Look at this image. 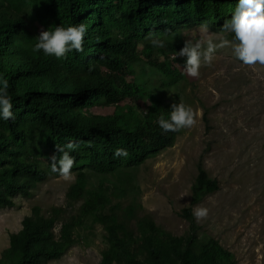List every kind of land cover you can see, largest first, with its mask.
<instances>
[{
  "label": "trees",
  "instance_id": "1",
  "mask_svg": "<svg viewBox=\"0 0 264 264\" xmlns=\"http://www.w3.org/2000/svg\"><path fill=\"white\" fill-rule=\"evenodd\" d=\"M8 9L0 13V74L9 81L14 121H0V208L26 194L50 172L49 159L56 146L71 141L70 151L78 179L70 190H80L85 167L108 173L135 167L148 157L172 146L179 132H162L156 117H167L170 108L150 111L143 123L131 124L118 116H99L95 105L121 102L138 93L125 77L130 66L142 59L159 70L165 84L183 75L168 57L151 59V35L174 36L181 27L207 25L221 31L236 7V0H2ZM33 16L42 30L83 23V51L62 59L33 53L35 35L28 24ZM40 31V32H41ZM39 32V33H40ZM39 35V34H38ZM231 37V34L228 33ZM140 41L144 48L139 49ZM90 69V70H89ZM117 148L127 157H114ZM57 158L59 153H55ZM219 183L197 163L189 204L180 215L188 223L184 236H175L148 217L138 220V233L112 215H103L106 248L98 264H235L233 254L217 239L198 238L192 208ZM55 217L37 212L21 220V228L9 234V246L0 264H48L60 258L74 243L71 224L54 233Z\"/></svg>",
  "mask_w": 264,
  "mask_h": 264
},
{
  "label": "rangeland",
  "instance_id": "2",
  "mask_svg": "<svg viewBox=\"0 0 264 264\" xmlns=\"http://www.w3.org/2000/svg\"><path fill=\"white\" fill-rule=\"evenodd\" d=\"M0 0V13L7 12ZM31 32L42 30L29 16ZM218 34L201 25L181 27L174 36L161 37L163 48L151 46V59L168 57L182 71L183 59H172L183 40L206 41ZM146 41L149 42L147 39ZM149 45H151L149 43ZM144 48L140 41L139 49ZM125 79L138 93L119 103L95 105L99 116H118L131 124L143 123L150 111L173 103L193 108L196 123L181 129L172 146L148 157L135 167L96 173L85 167L82 188L70 190L77 181L76 171L65 179L48 175L26 194H16L13 205L0 208V260L9 246V234L21 228V220L35 212L54 216V233L70 223L74 243L48 264H98L106 248L103 215H112L126 228L138 233L137 222L150 218L155 225L175 236L188 232L181 209L189 204L197 163L219 188L205 195L195 207L208 209L196 221L198 238L217 239L229 250L235 264H264V65H244L229 48L218 49L210 65L202 66L199 77H182L171 85L149 63L145 55L130 66ZM116 264V263H114Z\"/></svg>",
  "mask_w": 264,
  "mask_h": 264
},
{
  "label": "clouds",
  "instance_id": "3",
  "mask_svg": "<svg viewBox=\"0 0 264 264\" xmlns=\"http://www.w3.org/2000/svg\"><path fill=\"white\" fill-rule=\"evenodd\" d=\"M201 31L206 34L208 26L201 25ZM221 31L230 33L231 38L218 34L206 41L185 39L182 47L172 53V59L184 58L182 71L190 77H199L201 67L210 65L217 50L221 48H229L231 55L244 65H264V0H236L235 10L222 25ZM85 33L86 25L83 23L48 28L35 36L31 51L34 54L43 53L45 56L62 59L72 51H83ZM148 40L155 48L165 46V40L161 37L150 34ZM9 87L8 79L0 74V121L15 120ZM155 123L162 132H178L195 125V113L189 105L173 103L167 117L161 114L156 117ZM74 148L75 145L71 141L55 147V153H59V157L57 158L55 153L49 157L51 173L65 179L70 177V169L74 163L70 151ZM127 155V150L123 148H117L113 152L114 157ZM207 213V208L197 206L193 209L192 216L199 221L206 217Z\"/></svg>",
  "mask_w": 264,
  "mask_h": 264
}]
</instances>
